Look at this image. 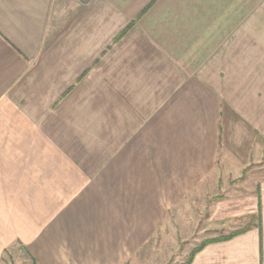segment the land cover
I'll return each instance as SVG.
<instances>
[{"label": "crops", "instance_id": "1", "mask_svg": "<svg viewBox=\"0 0 264 264\" xmlns=\"http://www.w3.org/2000/svg\"><path fill=\"white\" fill-rule=\"evenodd\" d=\"M227 149L248 225L190 264H264V0H0V264H125Z\"/></svg>", "mask_w": 264, "mask_h": 264}, {"label": "rangeland", "instance_id": "2", "mask_svg": "<svg viewBox=\"0 0 264 264\" xmlns=\"http://www.w3.org/2000/svg\"><path fill=\"white\" fill-rule=\"evenodd\" d=\"M219 153L226 154L224 147L220 148ZM227 153L228 158L217 163L216 172L219 176L207 179L208 189L213 193L197 194L192 208L188 210L185 207V210L180 211L183 215L179 220L180 225H165L160 240L153 238L147 242L141 251L139 250L135 257L127 260L125 264H183L203 241L225 236L236 228L248 225L247 217H240L237 221L229 219L223 222H209L211 213H215L217 203L225 202V199L229 201L228 198L250 190L247 173L251 164L241 170L231 156L233 151L227 149ZM201 185L203 186L204 182ZM184 202H187V199ZM171 213H175V210ZM2 261L3 264H33L21 246L6 251Z\"/></svg>", "mask_w": 264, "mask_h": 264}, {"label": "trees", "instance_id": "3", "mask_svg": "<svg viewBox=\"0 0 264 264\" xmlns=\"http://www.w3.org/2000/svg\"><path fill=\"white\" fill-rule=\"evenodd\" d=\"M246 229V228H245ZM245 229H242V230H235V231H232L231 233H228L227 235L225 236H222V237H217V238H212V239H209V240H205L203 241L198 247H196L192 252L191 254L189 255L188 259L186 262H184L183 264H190L193 257L195 256V254L197 252H199L205 245L209 244V243H212V242H217V241H223V240H227V239H230L240 233H242ZM33 264H36L35 261L33 260L32 261Z\"/></svg>", "mask_w": 264, "mask_h": 264}]
</instances>
